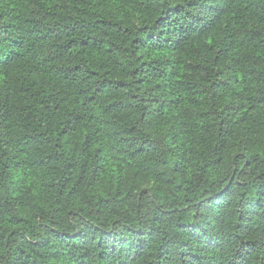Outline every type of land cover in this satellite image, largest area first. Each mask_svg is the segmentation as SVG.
<instances>
[{
	"label": "trees",
	"instance_id": "trees-1",
	"mask_svg": "<svg viewBox=\"0 0 264 264\" xmlns=\"http://www.w3.org/2000/svg\"><path fill=\"white\" fill-rule=\"evenodd\" d=\"M0 264H264V0H0Z\"/></svg>",
	"mask_w": 264,
	"mask_h": 264
}]
</instances>
